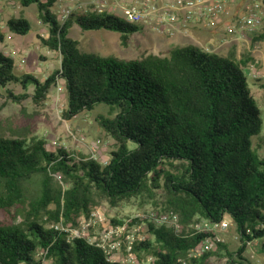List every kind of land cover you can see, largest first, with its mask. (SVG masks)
Masks as SVG:
<instances>
[{
	"label": "trees",
	"instance_id": "obj_1",
	"mask_svg": "<svg viewBox=\"0 0 264 264\" xmlns=\"http://www.w3.org/2000/svg\"><path fill=\"white\" fill-rule=\"evenodd\" d=\"M59 1L20 4L36 7L48 29V38L40 40L60 55V69L45 81L17 76L14 58L0 51V93L15 102L32 97L43 104L62 81L68 101L64 120L103 105L95 122L115 149L103 164L63 147L53 151L42 137H0V264H125L110 261L88 239L53 226L77 225L100 202L118 207L161 189L167 194L163 213L177 214L183 229L149 223L152 239L136 243L135 252L151 254L153 264H205L213 255L227 264H252L246 256L250 245L264 254V153L254 145L262 138L264 116L246 72L253 59L190 44H176L166 56L131 61L86 53L70 37L75 27L116 33L124 46L143 27L89 10L72 11L60 21L54 11ZM7 27L23 37L32 31L24 17L11 18ZM261 41L264 34L254 35V43ZM16 86L22 94L15 93ZM35 177L40 187L33 194L26 186ZM226 217L237 230L236 250L216 241L215 233L186 231L191 224ZM208 238L215 240L214 249L189 258Z\"/></svg>",
	"mask_w": 264,
	"mask_h": 264
},
{
	"label": "rangeland",
	"instance_id": "obj_2",
	"mask_svg": "<svg viewBox=\"0 0 264 264\" xmlns=\"http://www.w3.org/2000/svg\"><path fill=\"white\" fill-rule=\"evenodd\" d=\"M99 0H60L54 11L60 21H64V11L89 10L94 11ZM248 0H236L233 5V13L236 14L242 5ZM24 17L32 24V31L25 37L18 36L8 30L7 23L11 18ZM263 24L255 35L264 34V11L262 14ZM208 33L205 37L195 35V38L184 36L183 33L157 34L150 29L143 27V31L133 35L124 46L120 36L108 31L86 32L75 27L70 33V37L80 43L81 50L86 53L98 54L102 57H116L121 60L131 61L140 60L149 55L166 56L170 49L176 44H190L205 46L217 49V52L228 56L230 52L236 54L240 59L243 55H249L253 62L246 68L253 94L258 101L264 116V89L261 84L264 83V41L254 43L253 36L247 37L243 41L234 40L226 44L223 43L222 33L204 30L195 27L194 30ZM204 30V31H203ZM193 31V30H192ZM0 32L5 35L4 43H0V51L12 56L15 60V71L17 76L31 74L38 79L45 81L49 76L60 69L61 58L58 53L51 52L46 48L41 38H48V29L44 26L38 17L35 6L23 8L20 0H0ZM223 50V51H222ZM255 75L254 78L252 75ZM261 81V82H258ZM15 88L16 94H22L19 86ZM62 88L63 90H60ZM67 94L62 81H58L57 86L53 87L47 100L43 104H37L32 97L20 102L11 100L5 92L0 93V137L22 138L31 140L32 138L46 139L53 151L58 148H65L72 153H80L86 157H93L101 163L109 161L110 153L115 149L114 140L107 135L105 131L99 128L95 122V112L104 108L99 106L94 113H83L80 116L66 121L62 117V112L68 107ZM134 146V144H130ZM254 145L259 148L261 154L264 153V132L262 138L255 139ZM61 179L56 178L55 183H61ZM29 193L35 194L40 187V179L33 178L28 182ZM143 199H131L124 204L113 207L106 202H100L94 206L90 214H83L78 219V224H69L66 229L74 231L80 225L90 218L92 212L101 208L105 213L107 220H120L121 222L130 221L132 227L136 224L143 227V235L147 239H152L148 224H155L149 221L151 214L160 215L164 212V202L167 194L164 189L154 190L152 194H145ZM140 218V219H139ZM229 228L221 232L219 237L227 243L232 250L239 246V240L236 227L233 221L226 217ZM0 221L4 217L0 214ZM168 228H173L167 225ZM194 224L186 227L190 232ZM182 227L177 232L182 231ZM102 227L97 226L86 231L85 237L92 243L101 241ZM121 246L113 251L109 260L120 262L127 259V241L125 237L116 239ZM138 264H153L154 258L151 254L145 252H135ZM246 256L252 264H264V254L258 251L254 245L247 249ZM50 264V263H45ZM205 264H227L226 259L220 255H213L208 258Z\"/></svg>",
	"mask_w": 264,
	"mask_h": 264
},
{
	"label": "built area",
	"instance_id": "obj_3",
	"mask_svg": "<svg viewBox=\"0 0 264 264\" xmlns=\"http://www.w3.org/2000/svg\"><path fill=\"white\" fill-rule=\"evenodd\" d=\"M235 2L236 0H99L94 11L118 15L127 23L145 27L157 34L185 33L191 27H199L215 33L221 32L223 36L221 44L223 45L234 40L243 41L247 37L255 35L263 24L264 9L260 0H248L234 14L233 5ZM70 12L64 11V20ZM203 49L207 52H217V49L209 46H205ZM248 75L251 76V74ZM252 76L256 77L254 74ZM60 90L63 89L60 88ZM148 219L156 224L171 225L177 231L181 228L179 217L173 212L160 215L151 214ZM130 222L131 220L119 224L111 223L107 220L103 210L97 208L92 212L90 218L74 231L65 229L60 224L53 227L56 230L69 232L72 238H86L87 230L101 226V241L93 244L98 245L109 257L121 246V243L116 242V239L125 237L128 256L122 263L138 264L134 245L144 242L147 237L143 235L141 225L136 224L131 227ZM227 228H229V223L226 220L220 223L202 222L194 226L195 232L215 233L216 241H222L219 234L226 231ZM214 247L215 240L208 238L188 257H202L205 253L212 251ZM181 262L185 264V261Z\"/></svg>",
	"mask_w": 264,
	"mask_h": 264
},
{
	"label": "crops",
	"instance_id": "obj_4",
	"mask_svg": "<svg viewBox=\"0 0 264 264\" xmlns=\"http://www.w3.org/2000/svg\"><path fill=\"white\" fill-rule=\"evenodd\" d=\"M195 27H191L187 32L183 33L184 36L187 37H191V38H195V35L199 36V37H205L208 35V33L206 32H202L199 30H194ZM193 30V31H192ZM204 31V30H203ZM223 51V50H222ZM223 54L225 55V52L223 51ZM222 54V55H223Z\"/></svg>",
	"mask_w": 264,
	"mask_h": 264
}]
</instances>
